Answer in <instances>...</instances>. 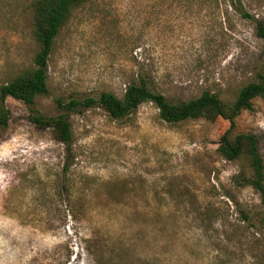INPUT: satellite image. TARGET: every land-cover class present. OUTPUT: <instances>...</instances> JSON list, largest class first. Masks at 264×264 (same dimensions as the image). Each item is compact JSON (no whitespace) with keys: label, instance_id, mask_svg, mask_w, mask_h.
<instances>
[{"label":"rangeland","instance_id":"374dc122","mask_svg":"<svg viewBox=\"0 0 264 264\" xmlns=\"http://www.w3.org/2000/svg\"><path fill=\"white\" fill-rule=\"evenodd\" d=\"M33 0H0V85L32 66ZM264 0H87L46 62L48 92L5 98L0 126V264H264L259 195L246 159H224L214 120L167 123L149 102L113 119L66 115L71 138L29 121L55 98L121 97L140 80L171 100L202 90L223 102L264 70ZM264 162V96L234 118Z\"/></svg>","mask_w":264,"mask_h":264},{"label":"trees","instance_id":"16d2710c","mask_svg":"<svg viewBox=\"0 0 264 264\" xmlns=\"http://www.w3.org/2000/svg\"><path fill=\"white\" fill-rule=\"evenodd\" d=\"M87 0H33L31 32L37 49L32 56V66L17 73L0 85V126L8 120L5 98L12 97L30 106L35 97L48 92L46 80V62L52 41L60 27L69 17L73 7ZM255 34L264 39V24L256 23ZM264 96V70L256 74L253 81L241 85L231 102H223L215 93L202 90L194 98L171 100L162 93L148 88L144 81L128 84L121 97L111 92L101 91L96 97L69 98L64 101L55 98L57 114L45 117L32 110L29 121L37 125L51 127V134L56 141L68 143L71 138L70 124L66 115L80 108L97 105L108 117L119 119L132 112L139 104L151 103L160 119L167 123H176L185 119L214 120L221 117L228 121V127L218 138L217 151L226 160L240 157L246 159L249 176L243 178L259 195L264 216V162L257 149V138L253 133H232L234 118L242 111L251 109L252 99Z\"/></svg>","mask_w":264,"mask_h":264}]
</instances>
